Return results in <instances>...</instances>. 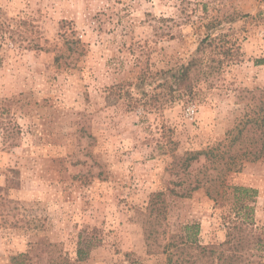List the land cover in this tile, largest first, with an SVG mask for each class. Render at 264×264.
Wrapping results in <instances>:
<instances>
[{"label":"rangeland","instance_id":"obj_1","mask_svg":"<svg viewBox=\"0 0 264 264\" xmlns=\"http://www.w3.org/2000/svg\"><path fill=\"white\" fill-rule=\"evenodd\" d=\"M193 58L194 95L179 97L172 76ZM261 104L264 0H0V264L49 243L72 264H167L143 219L152 193L175 188L172 148L225 143ZM254 138L240 150L258 152ZM238 159L223 200L169 199L170 229L197 224L220 245L229 188L257 190L237 256L264 264V150ZM81 235L96 246L78 261Z\"/></svg>","mask_w":264,"mask_h":264},{"label":"trees","instance_id":"obj_2","mask_svg":"<svg viewBox=\"0 0 264 264\" xmlns=\"http://www.w3.org/2000/svg\"><path fill=\"white\" fill-rule=\"evenodd\" d=\"M68 49L71 50L72 46ZM198 65H200V59L193 58L173 74L176 88L173 86L170 88L179 92V97L194 95L192 78ZM261 112L264 113V104H261ZM260 113L253 118L246 114L242 121L228 133L225 143H219L201 151H186L182 155L175 154L176 147L172 148L173 161L170 165V173L177 178V181L172 182L175 188L152 193L144 213L143 230L148 253L166 255L167 264L242 263L237 253L241 256L245 246L250 242V239H247L250 234L251 215L249 214L254 210L245 203V200L255 197L257 190L239 186L229 188L232 189L231 193L235 197L236 216L232 220L230 215H228L229 218H224L229 231L226 240L217 246H205L199 242L197 224L181 226L176 231H172L169 221V199L190 198L195 191L202 189L210 199L223 200L226 194L225 176L229 172L242 170L243 165L238 155L245 156L246 161L254 162L259 160L264 150V144L256 153L248 149L240 150L243 144L248 143L249 138L264 137V131L256 134L258 130L264 128V116H260ZM202 158L205 161L204 165L199 170H195L193 165L200 163ZM78 244L75 259L78 261L87 257L88 248L96 246L93 238L84 239L82 235ZM45 246L46 249H42L40 245H34L27 252L13 256L11 264H72L67 254L57 252L56 244L49 243Z\"/></svg>","mask_w":264,"mask_h":264},{"label":"built area","instance_id":"obj_3","mask_svg":"<svg viewBox=\"0 0 264 264\" xmlns=\"http://www.w3.org/2000/svg\"><path fill=\"white\" fill-rule=\"evenodd\" d=\"M192 113H194V111H192Z\"/></svg>","mask_w":264,"mask_h":264}]
</instances>
